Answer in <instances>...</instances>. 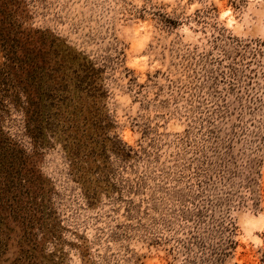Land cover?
<instances>
[{"label": "clouds", "instance_id": "clouds-1", "mask_svg": "<svg viewBox=\"0 0 264 264\" xmlns=\"http://www.w3.org/2000/svg\"><path fill=\"white\" fill-rule=\"evenodd\" d=\"M25 3L65 79L94 73L53 133L75 215L49 264H195L208 243L264 264V0Z\"/></svg>", "mask_w": 264, "mask_h": 264}, {"label": "rangeland", "instance_id": "rangeland-1", "mask_svg": "<svg viewBox=\"0 0 264 264\" xmlns=\"http://www.w3.org/2000/svg\"><path fill=\"white\" fill-rule=\"evenodd\" d=\"M27 13L25 0H0V264H49L46 242L75 215L73 178L53 133L63 131L59 122L73 102L64 89L91 91L94 75L86 68L65 79L48 38L25 27ZM200 251L195 264H240L247 255L240 245L208 243Z\"/></svg>", "mask_w": 264, "mask_h": 264}]
</instances>
